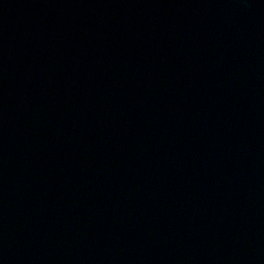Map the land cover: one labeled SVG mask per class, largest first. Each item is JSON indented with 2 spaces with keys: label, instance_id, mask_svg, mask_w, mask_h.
Returning a JSON list of instances; mask_svg holds the SVG:
<instances>
[{
  "label": "water",
  "instance_id": "1",
  "mask_svg": "<svg viewBox=\"0 0 264 264\" xmlns=\"http://www.w3.org/2000/svg\"><path fill=\"white\" fill-rule=\"evenodd\" d=\"M0 264H264V0H0Z\"/></svg>",
  "mask_w": 264,
  "mask_h": 264
}]
</instances>
